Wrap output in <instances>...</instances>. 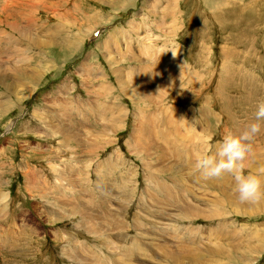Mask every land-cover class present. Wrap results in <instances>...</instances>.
Returning a JSON list of instances; mask_svg holds the SVG:
<instances>
[{"label": "rangeland", "instance_id": "1", "mask_svg": "<svg viewBox=\"0 0 264 264\" xmlns=\"http://www.w3.org/2000/svg\"><path fill=\"white\" fill-rule=\"evenodd\" d=\"M261 100L264 0H0V264H179L185 247L201 264L264 238V202L189 167ZM250 160L264 180V128ZM254 247L233 264H264Z\"/></svg>", "mask_w": 264, "mask_h": 264}, {"label": "clouds", "instance_id": "2", "mask_svg": "<svg viewBox=\"0 0 264 264\" xmlns=\"http://www.w3.org/2000/svg\"><path fill=\"white\" fill-rule=\"evenodd\" d=\"M175 57L177 54L172 53ZM264 128V100L257 103L253 120L239 135L228 134L218 142L219 148H209L198 154L194 168L205 181L220 180L230 175L235 181V192L240 204L257 206L264 202V180L245 174L247 162L255 154V141Z\"/></svg>", "mask_w": 264, "mask_h": 264}, {"label": "bare ground", "instance_id": "3", "mask_svg": "<svg viewBox=\"0 0 264 264\" xmlns=\"http://www.w3.org/2000/svg\"><path fill=\"white\" fill-rule=\"evenodd\" d=\"M106 43H108V42H106ZM112 43V42H111ZM36 45V44H35ZM41 45L42 44H40L39 45V49L40 48H42L41 47ZM73 46V45H72ZM108 47V46H107ZM32 48H34V47H32ZM47 48V47H46ZM38 49V50H39ZM17 50V49H16ZM34 50V49H33ZM41 50V49H40ZM30 63V62H29ZM28 64V63H27ZM31 66V65H30ZM13 76V75H12ZM14 76H16V75H14ZM13 76V77H14ZM3 82H4V80H3ZM11 89V85L9 84V85H7V86H5V92L6 91H8V89ZM128 89V88H127ZM126 89V90H127ZM134 92V91H133ZM141 93H142V91H141ZM140 93V94H141ZM165 137L167 136L166 134L164 135ZM163 137V136H162ZM166 140H167V138H166ZM163 141V140H162ZM169 142H170V140H169ZM172 143V142H171ZM163 144V143H162ZM156 145V144H155ZM165 146V145H164ZM164 146L162 145V147L164 148ZM160 147V146H159ZM162 147H161V149H162ZM168 147V146H167ZM173 148V147H172ZM171 148V146H170V149H172ZM150 149V148H149ZM159 150H160V148H158ZM157 149V150H158ZM147 150V149H146ZM163 150V149H162ZM177 153H178V151H177ZM174 154H176V153H174ZM179 154H180V152H179ZM178 154V155H179ZM168 155V154H167ZM155 157V156H154ZM179 157V156H178ZM180 158V157H179ZM255 158V157H254ZM257 158V157H256ZM256 160V159H255ZM251 161V160H250ZM189 162H191L190 164H189V167L190 168H194V162L192 161V159L189 161ZM188 162V163H189ZM179 162H177V164H178ZM108 164V163H107ZM180 164V163H179ZM109 165H111V162L109 163ZM113 166V165H112ZM114 167V166H113ZM148 167V166H147ZM150 167V166H149ZM148 167V168H149ZM108 168V167H107ZM106 168V169H107ZM104 169H105V167H104ZM112 169V170H111ZM111 169H109L108 170V173H106V176L107 177H113V175H114V170H113V168H111ZM150 169H152V168H150ZM184 169V168H183ZM186 169V168H185ZM153 170V169H152ZM183 171V170H182ZM164 173V172H163ZM172 174V173H171ZM171 176V175H170ZM169 176V177H170ZM174 176V175H173ZM172 176V177H173ZM226 176V175H225ZM167 177V176H166ZM69 178V177H68ZM100 178H104L103 176L102 177H100ZM100 178H99V180H100ZM106 178V177H105ZM171 178V177H170ZM171 180H173L174 182H173V185L175 184V185H177L178 184V181H177V178H176V180L173 178V179H171ZM220 180H222V179H220ZM71 182L73 183V185H74V182L72 181V179H71ZM98 182H100V181H98ZM101 182H102V180H101ZM69 183V182H68ZM223 183H227V182H223ZM118 184V183H117ZM70 185V184H69ZM100 185V184H99ZM120 186V185H119ZM162 186V185H161ZM115 187V186H114ZM160 188H162V187H160ZM165 188V187H164ZM163 189V188H162ZM123 190V189H122ZM171 189H170V187H168L167 189H166V191H170ZM173 193V192H172ZM155 194V193H154ZM171 194V193H170ZM157 195V194H156ZM165 196V195H164ZM172 196V195H171ZM156 197V196H155ZM154 197V198H155ZM169 197V196H168ZM173 197V196H172ZM172 197L170 198V199H172ZM7 197L5 196L4 198H2V200H3V202L4 201H6L7 199H6ZM101 198V197H100ZM156 198H158V197H156ZM167 198V197H166ZM163 199V198H162ZM177 199H178V197H177ZM160 200V199H159ZM173 200V199H172ZM226 200V199H225ZM224 200V203H228V202H230V201H228L229 199H227V201H225ZM158 202V201H157ZM223 202V201H222ZM222 202H220V203H222ZM102 203V202H101ZM173 203V202H172ZM219 203V204H220ZM229 204H231V203H229ZM228 204V205H229ZM105 205V204H104ZM221 205V204H220ZM226 205V204H225ZM8 204L6 203L5 204V206H4V208H8ZM85 206V205H84ZM158 206V205H157ZM222 206V205H221ZM88 207V206H87ZM126 207H127V205H126ZM126 207H124V206H122L121 208L124 210V209H127ZM223 207V206H222ZM189 208V207H188ZM178 209V208H177ZM190 209V208H189ZM5 210V209H4ZM193 208H191L190 210H188V209H186V208H184V206H182L181 207V209L179 210V212H181V214H183V219L184 218H186V220L188 219V218H192V220L193 219H198V218H200V214L198 213V212H196L195 214L193 213ZM110 212V211H109ZM60 213V212H59ZM111 213V212H110ZM185 213V214H184ZM56 214H57V212H56ZM64 214V213H63ZM108 214V213H107ZM141 214V213H140ZM180 214V213H179ZM155 215V214H154ZM162 215V214H161ZM139 216L140 215H138L137 214V216H135V219H134V224L135 223H137V225H140V218H139ZM220 216H222V214H220ZM63 217H65V214L63 215ZM143 217V216H142ZM155 217V216H154ZM161 217V216H160ZM170 217V216H169ZM204 217V216H203ZM144 218V217H143ZM156 218H158V217H156ZM207 219H208V216L206 217ZM53 219V218H52ZM63 219V218H62ZM65 219V218H64ZM90 219V218H89ZM104 219V218H103ZM112 220L114 219V216H113V218H111ZM117 219V218H116ZM160 219V218H159ZM161 219H164V217L162 218L161 217ZM210 219V218H209ZM115 220V219H114ZM87 221V220H86ZM118 221V220H117ZM116 221V222H117ZM192 222V221H191ZM114 223V222H113ZM193 223V222H192ZM107 224H110L109 222L107 223ZM116 224V223H115ZM122 224V223H121ZM135 226V225H134ZM146 226H148V225H146ZM220 226H222V225H220ZM228 226V225H227ZM94 227V226H93ZM95 227H97V226H95ZM111 227V226H110ZM149 227V226H148ZM142 228H143V226H142ZM179 228V227H178ZM223 228V227H222ZM108 229V228H107ZM123 228H121V230H122ZM141 229V228H140ZM177 229V228H176ZM94 230H95V228H94ZM102 230H103V228H102ZM118 230H120V229H118ZM125 230V229H124ZM143 230V229H142ZM228 231V230H226V228L225 229H222L221 231ZM123 231V230H122ZM221 231H219V233H220V235H221V237H219L218 236V234L219 233H216V234H214L215 236H216V238H215V241H217L216 243H219V244H222V242H224L225 240H227V239H225L224 238V232H221ZM102 232V231H101ZM165 232V231H164ZM113 233V232H112ZM119 233V232H118ZM162 233V232H161ZM195 233H197V232H195ZM230 234H232V235H234V236H239L241 233L240 232H238V231H236V230H234V231H232V233L231 232H229ZM110 234V233H109ZM108 234V235H109ZM118 235V234H117ZM123 235V234H122ZM157 235V234H156ZM251 235H253L252 237H250L249 238V240L248 241H242L243 240V238H241V240L240 241H236V242H229V243H237V245L234 247V251L237 253V255H234V251L231 253V255H229V254H227V253H225V251H227V247L225 248V246H221V247H215V248H213V249H211V250H209L208 251V253H209V256H207V257H205L206 255L204 254L203 256H201L200 257V255H199V257H198V259H197V261L199 262V263H201V264H206V262H212V264H216V261H215V259L214 258H219V259H221V260H226L227 262H226V264H233V262L234 261H236V260H238V261H242L243 263H244V261H245V258H246V260H248L249 259V255L250 256H253V254L254 253H258L260 250L258 249V248H256V247H254V240H256V239H258L259 240V242L261 243V244H263L264 245V238H258V233L257 232H255L254 230L252 231V229H251ZM106 236V235H105ZM121 236V235H120ZM223 236V237H222ZM116 238H120L119 236L118 237H116ZM124 237H122V239H123ZM136 238V237H135ZM152 239V238H151ZM214 239V238H213ZM138 240H139V238H138ZM150 240V239H149ZM102 241V240H101ZM114 243H115V241H114ZM113 243V244H114ZM109 244V243H108ZM112 244V245H113ZM117 244V243H116ZM126 244V243H125ZM203 244H205V243H203ZM111 245V246H112ZM107 246V243H105L104 244V247H106ZM107 247H109V245L107 246ZM142 246L140 245V248H141ZM183 247V246H182ZM188 248V247H187ZM193 250V249H192ZM179 251H181V252H183V251H186V247L185 248H182L181 250L179 249ZM178 251V252H179ZM4 252V251H3ZM74 252V251H73ZM174 253V254H172V256H171V258L172 259H175L176 260V262H178L179 261V264H181L180 263V258H182L184 255V253L182 254L183 256H181V257H179L180 255V252L179 253ZM186 253V252H185ZM70 254V253H69ZM69 254H68V256H69ZM187 254V253H186ZM73 255L74 256H78V252H75V253H73ZM139 255H141V251L139 250V251H137L136 250V246L135 245H133V247H132V250H131V252H130V259H131V261H135V259H140L139 257H141V256H139ZM188 255V254H187ZM110 256H112V259H114V258H116L115 256H114V253H112V255L110 254ZM197 256V255H196ZM246 256V257H245ZM187 257V256H186ZM191 257V256H190ZM189 257V258H190ZM141 258H143V257H141ZM184 258V257H183ZM188 258V257H187ZM184 259H186V258H184ZM235 259V260H234ZM4 260V259H3ZM77 260V259H76ZM251 260V259H250ZM139 262H141V261H139ZM183 262V261H182ZM192 262V261H191ZM87 264H89V263H87ZM119 264V263H118ZM173 264H175L174 263V261H173ZM183 264V263H182ZM195 264H197V263H195ZM218 264H222V263H218Z\"/></svg>", "mask_w": 264, "mask_h": 264}, {"label": "built area", "instance_id": "4", "mask_svg": "<svg viewBox=\"0 0 264 264\" xmlns=\"http://www.w3.org/2000/svg\"><path fill=\"white\" fill-rule=\"evenodd\" d=\"M116 170H117V168H116L114 171H116ZM114 175H115V176H118V174H117L116 172H114ZM114 175H113V176H114Z\"/></svg>", "mask_w": 264, "mask_h": 264}]
</instances>
